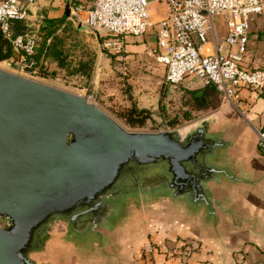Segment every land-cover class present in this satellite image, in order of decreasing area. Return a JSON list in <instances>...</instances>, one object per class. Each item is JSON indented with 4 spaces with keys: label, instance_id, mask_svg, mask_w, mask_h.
Masks as SVG:
<instances>
[{
    "label": "water",
    "instance_id": "obj_1",
    "mask_svg": "<svg viewBox=\"0 0 264 264\" xmlns=\"http://www.w3.org/2000/svg\"><path fill=\"white\" fill-rule=\"evenodd\" d=\"M219 123L129 131L87 95L0 69V264L117 257L155 207L213 227L234 217L217 192L246 181L226 160L238 137Z\"/></svg>",
    "mask_w": 264,
    "mask_h": 264
},
{
    "label": "crops",
    "instance_id": "obj_2",
    "mask_svg": "<svg viewBox=\"0 0 264 264\" xmlns=\"http://www.w3.org/2000/svg\"><path fill=\"white\" fill-rule=\"evenodd\" d=\"M70 2L37 0L28 6V21L35 17L44 18L43 26L52 25L54 20L60 22V26L66 21L74 22L70 13L68 17L65 16L66 4ZM164 9L163 6L152 4V19L157 20L163 16ZM212 23L213 33L208 34V42L202 47L204 53L213 52L218 43L226 48L223 41L226 36L223 16H213ZM125 42V57L118 66L113 65L111 58L103 54L100 48L93 67L94 87L106 95L116 94V99L118 92L115 83L113 86L102 84L100 79L105 76L114 77L115 82L123 79L132 85L130 94L133 103L148 109L158 102V92L154 89L150 95H140L135 85L138 76L129 75L126 71L130 72L134 68L161 69V75L164 76V68L149 54L155 45L154 28H148L141 36L127 35ZM243 64L247 68L264 65V14L248 16V40ZM119 69L126 75L124 78L119 77ZM183 81L190 90H200L204 86L196 78L187 77ZM95 94L98 96L97 92ZM118 103L130 106L131 101L124 99ZM208 114L218 116L219 125L238 137L237 146L229 152L226 160L246 183L229 189L222 188L217 192L231 196L230 204L237 212L234 217L223 214L218 225L213 227L203 223L200 216L190 218L155 207L138 212L132 219L128 236L118 252L119 256L100 260L81 259L60 253L54 259L55 264H264V155L256 146V130L264 129V87L258 90L242 88L234 107L219 102L218 107Z\"/></svg>",
    "mask_w": 264,
    "mask_h": 264
},
{
    "label": "built area",
    "instance_id": "obj_3",
    "mask_svg": "<svg viewBox=\"0 0 264 264\" xmlns=\"http://www.w3.org/2000/svg\"><path fill=\"white\" fill-rule=\"evenodd\" d=\"M36 1L0 0V32L18 56L10 60L21 63L29 73L37 72L32 57L36 37L28 32L15 34L12 23L28 21V6ZM152 4L165 8L157 20L151 17ZM69 6L75 23L89 30H105L109 37L101 41V49L115 52L123 60L125 37L141 36L148 28H154L155 45L149 54L164 68V79L169 84L176 85L187 77L199 79L214 87L221 105L233 107L242 88L264 87V65L247 68L243 64L248 16L264 14V0H81L70 2ZM215 15L225 20L226 48L218 43L213 52L204 53L202 47L208 42V34L213 33ZM168 130L172 129L164 127L158 131ZM256 146L264 155L262 128L256 130Z\"/></svg>",
    "mask_w": 264,
    "mask_h": 264
},
{
    "label": "rangeland",
    "instance_id": "obj_4",
    "mask_svg": "<svg viewBox=\"0 0 264 264\" xmlns=\"http://www.w3.org/2000/svg\"><path fill=\"white\" fill-rule=\"evenodd\" d=\"M71 23L61 27L60 22H57V30L63 32L64 38V54L67 56L65 60V68H60L56 66L55 63L45 62L47 75L42 76L39 74V65L42 64V59L38 54H34L33 60L35 61V66L37 72L29 73L26 69H22L21 63L16 62V60L11 61L3 60L0 61V69L22 75L24 77L40 81L56 88L66 90L72 93L81 95H91V99L102 109H104L112 118H114L121 126L129 131H141V132H160L158 131L161 128L169 127L172 130L174 128H184L188 124L199 121L202 118L209 116L207 110L192 112L190 118L186 119L182 113L185 110H188L189 106L185 103L188 98L187 89L185 87L184 81L176 85L169 84L165 82L164 76L162 77V70H153L151 68L147 69H132L126 71L127 74H136L138 79L135 83L138 86V92L140 95H150L154 92V89L158 92V102L151 106L150 108H143L148 110L150 116L144 121L141 125L129 126L125 123L122 117L119 116L123 107L126 105L119 104V101L130 100L131 103L134 101L132 95L130 94V88L132 85H129L125 80L118 79L115 82L114 77L105 76L100 79L101 83L109 84L113 86L115 83V88L118 92V97L115 99L116 94L106 95L104 91L99 90L97 87H94L93 78L94 72L92 71L89 77L80 76L79 74L72 73V69L77 63L78 59L81 60H90L92 58L96 59V55L99 53L101 48V41L105 38H108L105 30H89L77 23L69 21ZM27 29L25 32L33 34L36 37L37 44H40L42 41V33L44 32V18L35 17L31 21H26ZM56 24V22H55ZM54 24V25H55ZM63 29V31H62ZM103 54L108 57V54H115L112 60V64L118 66L119 63H122L121 57L115 53H110L109 51L102 50ZM122 69L117 71L120 78H124ZM53 72V73H52ZM149 75V76H147ZM122 83V84H121ZM97 90V91H95ZM97 92L98 96L95 94ZM131 97V99H130ZM218 97V96H217ZM113 100V102H112ZM111 101V102H110ZM109 102V104H107ZM220 100L218 98V104ZM131 105V104H130ZM140 108V107H138ZM169 131V130H168ZM57 253V248L51 249L50 252H47V255H52Z\"/></svg>",
    "mask_w": 264,
    "mask_h": 264
},
{
    "label": "trees",
    "instance_id": "obj_5",
    "mask_svg": "<svg viewBox=\"0 0 264 264\" xmlns=\"http://www.w3.org/2000/svg\"><path fill=\"white\" fill-rule=\"evenodd\" d=\"M71 1V4L81 2V0ZM52 23V25L44 26V32L42 33V41L40 44H37L35 51V53L38 54L43 61L42 64L39 65V74L42 76L47 75L46 67L43 66L46 65L45 62L49 61L55 63L56 66L60 68H65V60H67V56L64 54V38L62 35L63 32L57 30V21L54 20L52 21ZM67 24H70L71 26V23L69 21H66L61 27H65V25ZM12 28L14 33L16 34L25 32L27 26L24 21H14L12 23ZM114 55V53L108 54V57L113 58ZM11 57H16L15 53L13 52L11 43L0 32V61L8 60ZM94 61L95 58H92L90 60H81V58L78 59L75 66H73L74 68L72 69V73L79 74L80 76L89 77L91 72L93 71ZM187 93L188 98L185 103L189 106V108L188 110H185L182 113V115L186 119L190 118L191 113L194 111H213L218 107L217 93L214 87L211 85H204L200 90H187ZM119 116L122 117L125 123L129 126H136L143 124L144 121L150 116V114L148 110L138 108L136 104L132 102L130 106L122 108L121 112L119 113Z\"/></svg>",
    "mask_w": 264,
    "mask_h": 264
}]
</instances>
